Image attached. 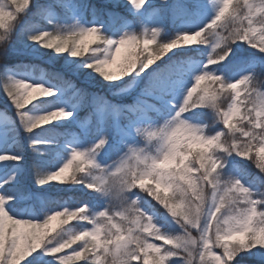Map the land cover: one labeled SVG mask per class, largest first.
Instances as JSON below:
<instances>
[{
	"label": "snow or ice",
	"instance_id": "6c2138e0",
	"mask_svg": "<svg viewBox=\"0 0 264 264\" xmlns=\"http://www.w3.org/2000/svg\"><path fill=\"white\" fill-rule=\"evenodd\" d=\"M0 93V264H264V0H0Z\"/></svg>",
	"mask_w": 264,
	"mask_h": 264
},
{
	"label": "trees",
	"instance_id": "16d2710c",
	"mask_svg": "<svg viewBox=\"0 0 264 264\" xmlns=\"http://www.w3.org/2000/svg\"><path fill=\"white\" fill-rule=\"evenodd\" d=\"M34 62H36V61H34ZM43 67H47L46 65H42ZM93 90H96L95 88H93ZM0 97H1V99H4L3 98V94L2 93H0ZM0 106L3 108V107H6V105H4L3 103H0ZM9 111H11V109H9ZM83 113H86V112H83ZM82 115V114H81ZM25 149H26V152H27V155H28V157H29V162L31 163V159H32V153L30 152V151H27V145H25ZM57 187H64L63 185H57ZM70 203L72 202V201H69ZM153 203H155L154 201H153Z\"/></svg>",
	"mask_w": 264,
	"mask_h": 264
},
{
	"label": "rangeland",
	"instance_id": "374dc122",
	"mask_svg": "<svg viewBox=\"0 0 264 264\" xmlns=\"http://www.w3.org/2000/svg\"><path fill=\"white\" fill-rule=\"evenodd\" d=\"M122 102H127V101L125 100V101H122ZM0 103H3L4 104V99H1V97H0ZM0 108H2V107L0 106Z\"/></svg>",
	"mask_w": 264,
	"mask_h": 264
}]
</instances>
